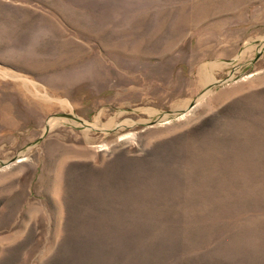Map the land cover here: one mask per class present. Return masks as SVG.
Listing matches in <instances>:
<instances>
[{
    "label": "rangeland",
    "instance_id": "obj_1",
    "mask_svg": "<svg viewBox=\"0 0 264 264\" xmlns=\"http://www.w3.org/2000/svg\"><path fill=\"white\" fill-rule=\"evenodd\" d=\"M0 264H264V0H0Z\"/></svg>",
    "mask_w": 264,
    "mask_h": 264
}]
</instances>
